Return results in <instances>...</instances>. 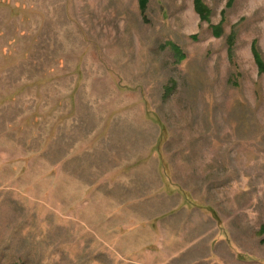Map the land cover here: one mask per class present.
<instances>
[{"label": "rangeland", "instance_id": "rangeland-1", "mask_svg": "<svg viewBox=\"0 0 264 264\" xmlns=\"http://www.w3.org/2000/svg\"><path fill=\"white\" fill-rule=\"evenodd\" d=\"M194 1H33L0 51V264H264V0Z\"/></svg>", "mask_w": 264, "mask_h": 264}, {"label": "crops", "instance_id": "crops-1", "mask_svg": "<svg viewBox=\"0 0 264 264\" xmlns=\"http://www.w3.org/2000/svg\"><path fill=\"white\" fill-rule=\"evenodd\" d=\"M33 1L0 0V51L22 49L17 37L19 35V40L26 41L27 33L31 32Z\"/></svg>", "mask_w": 264, "mask_h": 264}, {"label": "trees", "instance_id": "trees-1", "mask_svg": "<svg viewBox=\"0 0 264 264\" xmlns=\"http://www.w3.org/2000/svg\"><path fill=\"white\" fill-rule=\"evenodd\" d=\"M149 0H139V5H140V9L142 11V14L145 15L146 9H147V5H148ZM233 2V0L229 1V5H231ZM194 5H195V10L197 12V14L200 16V19L202 22L204 21H209L211 12L210 10L204 5L202 0H195L194 1ZM214 31L216 32V34L218 36H221L223 34V29L221 27V24L218 27L214 28ZM234 34L230 35V39H231V47L234 46V40H233V36ZM172 49L176 52V55L181 57L183 59V55L181 53V51L177 48V47H172ZM232 50V48H231ZM252 52L255 58V61L259 67V70L261 73H263L264 71V63L262 61L261 55L259 54L258 50H257V44L254 42L252 45Z\"/></svg>", "mask_w": 264, "mask_h": 264}]
</instances>
